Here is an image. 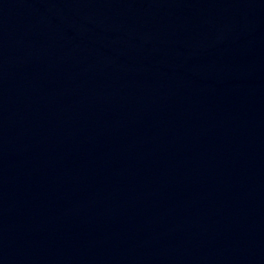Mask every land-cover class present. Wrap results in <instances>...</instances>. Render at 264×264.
I'll return each instance as SVG.
<instances>
[{"label":"water","instance_id":"water-1","mask_svg":"<svg viewBox=\"0 0 264 264\" xmlns=\"http://www.w3.org/2000/svg\"><path fill=\"white\" fill-rule=\"evenodd\" d=\"M0 264H264V0H0Z\"/></svg>","mask_w":264,"mask_h":264}]
</instances>
